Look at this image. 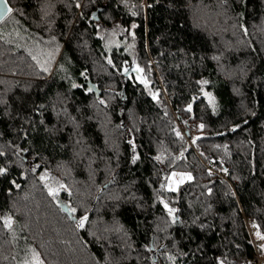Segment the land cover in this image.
<instances>
[{"label":"trees","instance_id":"1","mask_svg":"<svg viewBox=\"0 0 264 264\" xmlns=\"http://www.w3.org/2000/svg\"><path fill=\"white\" fill-rule=\"evenodd\" d=\"M6 1L0 217L13 224L0 220V264L32 248L56 264H252L264 240L248 226L264 234V0ZM115 22L136 24L135 48H113L109 63L97 25ZM191 123L204 127L188 138ZM175 169L192 179L168 190Z\"/></svg>","mask_w":264,"mask_h":264},{"label":"snow or ice","instance_id":"2","mask_svg":"<svg viewBox=\"0 0 264 264\" xmlns=\"http://www.w3.org/2000/svg\"><path fill=\"white\" fill-rule=\"evenodd\" d=\"M123 2L127 3V0H123ZM48 7H49V5H47V4H43V5H42V9H45V8H48ZM76 7H80L79 0H77V2H76ZM132 7L135 8L136 6L133 5ZM149 7H150V5H149ZM11 12H13V9L10 8V7H7V5L5 4L4 0H0V20H3V19L5 18V16H7V15H8L9 13H11ZM47 14H48L47 11H45L44 15L46 16ZM131 14H132L133 16H136V15H137V13H136L135 11H132ZM93 15H95V14H93ZM239 15L242 16V13L239 14ZM97 27H99V25H97ZM135 27H136V24L133 23V24H132V28H135ZM240 27L243 28V27H244L243 24H241ZM245 31H246V30H245ZM97 35H100V33L97 32ZM133 35H134V34H133ZM55 39H56V38H55L54 36L51 37V40L55 41ZM129 47H131V45H129ZM58 50H59V45L57 44V45L55 46V51H58ZM125 51H128V49L126 48ZM47 55H48L49 60L55 58V57H54V53H53V51H49ZM32 59H33V60H36L37 65H38L39 67H41V68L43 69L44 72H48V71H49L50 64H48L47 61H45L44 63H41V62H40V59H39L37 56H33ZM108 62H109V63H112L111 59H109ZM136 67H137V71L139 72V71H140L139 66L137 65ZM124 71H125V73H127V69H125ZM80 75H81V76H85V75H86V70H85L84 72H81ZM140 79H141V82L147 84V81L143 80L142 77H141ZM200 83H206V81H200ZM72 87L75 88V87H78V85H76V84L74 83V84L72 85ZM202 91H203V90H202ZM204 94H205V96H210L209 93H204ZM152 98H153L154 100L157 99V96H156L155 93L152 94ZM99 103H100V104H106V101L103 100V99H99ZM41 107H43V106H41ZM186 107H187V109L190 111L192 105H191V104H188ZM199 127H200V128H203V127H204V124L201 123V124L199 125ZM233 127H234V128H238L239 125H234ZM176 135L179 137V136L181 135V133H180L179 131H176ZM195 139H196V138L194 137L193 140H195ZM24 151H26V149H24ZM0 155H3V153L0 152ZM137 159H138V156L133 155V157H132V163H135ZM155 159H156V160H160L161 157H160L159 155H157V156L155 157ZM6 171H7L6 168H4V167H0V174L5 173ZM33 171H35V168H33ZM223 171H227V169H223ZM177 175H179V176L181 177V179L178 180V181H176L175 183H183L184 179H188V180H191V179H192V176H191L190 173H179V174H177V173H175V172L172 173V176H177ZM172 176L167 177V179H168V181H169L167 187L170 188V189H172V190H175V189L173 188ZM40 179H41V180H46V179H47V171H45V173H42V174H41ZM12 183H15V182L12 181ZM15 186H16L17 188L20 187V185H18V184H16ZM46 187H48L47 184H46ZM59 187H65V186H64L63 184H61V185H59ZM161 187H165V185L162 184ZM56 191H58L57 188L49 187V194H50V195H55ZM211 191H212V189L209 188V189H208L209 194L211 193ZM157 198L160 200V203L163 204V207H164V209L167 211L168 216H169V217H172L173 221H175V220L177 219V217H175L173 214L177 212V209L170 207L169 204H168L167 202H165L164 199H163L162 197H157ZM68 211L71 213V212H75L76 209H75V208H69ZM0 220L3 221V226H4L6 229L11 228V226H12V224H13V219H12L11 216L0 217ZM86 220H87V212H86L83 216H81V217L79 218L78 221H76V227H77L78 229H79V228H83V227L85 226V221H86ZM253 227H256L257 229H259V226L256 225L255 221H253ZM255 236H256L257 238H262V239H264V234H262L261 231H259V230H257V231L255 232ZM260 247H261V248H264V245H260ZM165 255H167V258H168L170 261H174V260H175V257L172 256L171 254H167V253H166ZM182 255H186V253H182ZM217 261H218V264H224V260H222L220 257H217ZM22 264H44V261L41 259L40 254H39L38 252H36L35 249H31V258H30V259H25V260L22 262Z\"/></svg>","mask_w":264,"mask_h":264},{"label":"rangeland","instance_id":"3","mask_svg":"<svg viewBox=\"0 0 264 264\" xmlns=\"http://www.w3.org/2000/svg\"><path fill=\"white\" fill-rule=\"evenodd\" d=\"M132 24L133 23H131L129 26H124V25H122L119 22H115L111 26H107L106 27L105 25H102V26L98 27L97 32L100 33L99 36L101 38L102 45H103L104 51L106 53V58L108 60L110 59V51L113 48H117L120 51H125V49L127 48L128 51H126V52H128L130 54L133 53L134 48H135L134 47L135 46V40H134V35H133V29L134 28H132ZM129 45H131V47H129ZM29 50H30V48H29ZM34 74L36 75L37 73L34 72ZM153 93L156 94V92H153ZM163 93H164V96H165L166 93L165 92H163ZM194 124H196V123H194ZM197 129L198 130L196 132H199L201 130V128L199 126H198ZM195 134H193V136ZM173 172H175L177 174H179V173H189L188 171L175 169V170L171 171L167 177L172 176ZM180 179H181V177L179 175L172 176L173 188L175 190H177L181 184H183L184 182H186L188 180V179H184L183 183H175L176 181H178ZM45 181L47 182L46 184L48 185V187H47L48 191H49V187H53V188H57L58 189V191H56V193L54 195V199L59 205L64 206L66 208V210L68 211V209L70 207H68V205L66 203H64L63 200L57 194V193L60 192L61 189L64 188V187H59V185H61V184L64 185V183L62 181H59V179L55 175L50 174V173H47V179ZM168 183H169V181H168V179H166V188L168 190H172V189L167 187ZM248 226H249V231L251 232L252 239L255 240V241L259 240V238H257L255 236V232H256L255 227H253L251 224L248 225ZM259 244L260 245H264V240H263V243L260 242ZM32 249H34V248H32ZM262 249H263V253L261 254V257L264 259V248H262ZM35 250H36V252H38L40 254V251H38L37 249H35ZM30 251H31V249H30ZM40 257L44 261V264H56L54 259H49V260L43 259L41 254H40ZM30 258H31V253L29 254V256L26 257V259H30ZM57 263H59V262L57 261Z\"/></svg>","mask_w":264,"mask_h":264},{"label":"built area","instance_id":"4","mask_svg":"<svg viewBox=\"0 0 264 264\" xmlns=\"http://www.w3.org/2000/svg\"><path fill=\"white\" fill-rule=\"evenodd\" d=\"M199 124H185L183 126H181V130L182 132L184 133L185 136H187L188 138L193 136V134L196 133V131L198 130ZM254 243H257L255 240H254ZM252 264H264V259L261 257V255L256 252L255 255L253 256V259H252Z\"/></svg>","mask_w":264,"mask_h":264},{"label":"water","instance_id":"5","mask_svg":"<svg viewBox=\"0 0 264 264\" xmlns=\"http://www.w3.org/2000/svg\"><path fill=\"white\" fill-rule=\"evenodd\" d=\"M4 2H5V4L7 5V7H10L9 5H8V3H7V1L6 0H4ZM105 5H98V6H96V8L91 12V14H90V19H92V20H95V21H97L98 20V13L99 12H102L104 9H105ZM93 14H95V15H93ZM1 21V20H0ZM107 184H105L104 186H106Z\"/></svg>","mask_w":264,"mask_h":264}]
</instances>
